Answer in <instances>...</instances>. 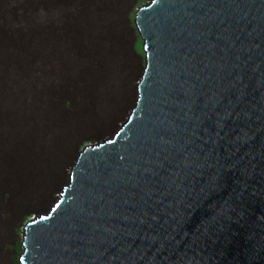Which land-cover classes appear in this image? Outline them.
<instances>
[{"label": "water", "instance_id": "water-1", "mask_svg": "<svg viewBox=\"0 0 264 264\" xmlns=\"http://www.w3.org/2000/svg\"><path fill=\"white\" fill-rule=\"evenodd\" d=\"M136 22V108L21 263L264 264V0H155Z\"/></svg>", "mask_w": 264, "mask_h": 264}, {"label": "bare ground", "instance_id": "bare-ground-1", "mask_svg": "<svg viewBox=\"0 0 264 264\" xmlns=\"http://www.w3.org/2000/svg\"><path fill=\"white\" fill-rule=\"evenodd\" d=\"M130 1L0 0V191L13 186L5 205L11 217L0 222V246L2 226L9 227L21 213L28 215L21 229L17 264H22L26 250L25 227L48 217L64 188L70 189L72 169L80 155L87 148L94 151L112 142L136 108L147 64L146 39L136 18L155 0H146L133 16L143 62L131 93L127 86L134 67L128 75L122 72V48L117 45ZM62 100L78 109L71 120L94 128L71 133L65 123L56 124ZM128 102L129 107H124ZM106 132L95 142H80ZM77 141L80 146L76 148ZM71 151L70 165L62 175ZM52 190L55 196L48 203ZM27 197L34 203H24Z\"/></svg>", "mask_w": 264, "mask_h": 264}, {"label": "rangeland", "instance_id": "rangeland-1", "mask_svg": "<svg viewBox=\"0 0 264 264\" xmlns=\"http://www.w3.org/2000/svg\"><path fill=\"white\" fill-rule=\"evenodd\" d=\"M144 2H146V0H131L129 2L128 6L126 7V9L123 13V26H124L125 30L123 31L122 36L120 35L121 36L120 42L117 43V45L120 46V49L122 48L121 49L122 53L120 54V57H119L120 65H121V68L123 70V71L122 70L121 71L123 73L127 72V75H128V73L132 71V67H134V69H133L134 75L132 77L130 76L131 77L130 85L127 86L128 89L130 90V93H131V89H132L131 87H133V85L136 82V79L138 78L139 70H140V67L142 66V62H143V60H142L143 55H142V51H141V40H140V37H139L137 31L135 30V27L133 24V16H134L135 11L141 5H143ZM130 99H132L131 96H130ZM61 107H62L60 109L61 111L59 112L60 116L58 117L59 121L55 122L56 124H59L61 122L60 125H62L63 123H65V128L70 130L71 133H73L74 131H76V132H78V131H90L94 128V127L88 128L87 125L86 126H80L79 123H77L74 120H71L74 117V115L76 114L78 109H76L74 107V105L69 100H62L61 101ZM124 107H126V108L129 107V102L127 104H125ZM127 110L128 109L122 110L120 112V115L117 118H115L114 123L112 124V127L114 124H117L121 121L120 119L124 117L123 115H125ZM66 123H68V125ZM60 125H58V127ZM52 128H56L54 122H52ZM83 128H84V130H82ZM108 133L109 132H106L102 136H90L88 138V140L87 139L81 140L82 139L81 138L80 142H81V144L84 142H95L96 141L95 139H102L103 137L108 135ZM77 143H78V141L75 143L76 148L80 146V145L77 146ZM76 148H73V151ZM73 151H71V153H70L71 156L69 158L70 160L68 161V163H66L62 167V170H61L62 175L64 174V172L68 169V167L70 165V161H71V158L73 156ZM11 187H13V186L10 185V187L8 189L4 188L0 191V205H1V207H0V222L1 221L6 222L11 217L9 212H8V207L5 206V205H7L10 197L12 196ZM54 191L52 190L48 194V200L46 202L50 203L51 197L55 196ZM24 198H26V197H24ZM31 200H33V198H28L27 201L26 200L24 201V203H26V204L34 203V201H31ZM30 201L32 203H30ZM27 219H28V215H25V213H21L20 216L17 218V220L13 221L12 224L9 225V227H7V225L2 226L3 230L4 229L5 230L3 231L1 228V233H2L1 236H3V238L1 237V242L3 240L4 241L2 242L3 248H1L2 245L0 246V264H3V262H4V264H7V263L8 264H17L18 256L20 254L21 229H22V226L24 225V223L26 222ZM9 229H10V231H9ZM5 236L6 237L8 236L9 238L8 237L6 238Z\"/></svg>", "mask_w": 264, "mask_h": 264}]
</instances>
